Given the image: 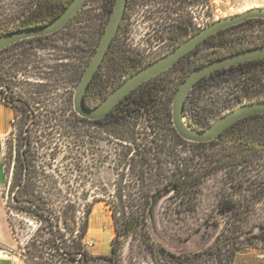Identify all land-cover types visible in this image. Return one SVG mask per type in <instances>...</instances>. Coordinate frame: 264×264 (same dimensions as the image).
Listing matches in <instances>:
<instances>
[{
    "label": "trees",
    "instance_id": "1",
    "mask_svg": "<svg viewBox=\"0 0 264 264\" xmlns=\"http://www.w3.org/2000/svg\"><path fill=\"white\" fill-rule=\"evenodd\" d=\"M37 1L26 18L11 29L8 27L15 20L0 19V35L2 32L48 24L73 0ZM4 2L0 0V4ZM250 21L264 22L263 19H249L241 24ZM234 27L211 36L200 47L213 39L223 38ZM58 33L32 40L52 38ZM21 43L0 52V101L14 111L13 139L7 141L4 157L8 176L7 206L14 203L17 209H21V223L35 225L23 248L25 264H124V249L129 239L137 242L138 248L150 255L153 264H234L242 248V237L246 233L243 227L248 223L247 210L251 203L250 200H234L229 189L219 202L220 212L228 214L229 220L215 242L199 253L190 255L170 251L153 237L152 225L156 207L163 197L170 195L181 207L195 211L203 184L211 174L223 171L229 177L232 159L243 161L246 147L250 155L262 149L264 151V114L237 122L211 142L192 143L182 139L172 126V113L168 106L159 99L162 86L158 80L195 54L190 52L172 69L138 86L101 120L90 121L80 117L70 106V109H48L51 117L30 123L26 118L22 119L21 127V111L30 112L32 103H35L31 92L21 94ZM249 48L251 46L243 42H232L228 50L218 52L214 60ZM202 65L195 66L187 76ZM230 70L243 75V96L250 102L264 100V58L218 70L200 80L191 92L203 82L221 77ZM71 71L70 76L78 79L79 67L73 65ZM103 81L101 79L89 85L84 96L87 107L96 106H92L96 98L103 100L107 97ZM44 87L40 86L39 93L44 92ZM187 101L184 116L189 126L193 127L187 116ZM59 111L67 112L69 116L62 118L58 116ZM141 116H145L148 122L144 128H138ZM91 124L101 129L107 139H115L122 147L119 152L116 148L115 152L119 178L114 184V194L95 201L104 202L112 214L115 236L111 253L106 255H94L85 244L93 203L85 205L71 198L69 182L56 178L62 173L58 169L52 170L51 163L65 148L86 146L90 137L87 127ZM169 132L171 137L168 139ZM179 145L187 147L183 152L185 155L175 153V147ZM233 145L234 150L231 149ZM191 150L194 155H188ZM259 190L264 194V188ZM259 237L264 241V226L260 227Z\"/></svg>",
    "mask_w": 264,
    "mask_h": 264
},
{
    "label": "rangeland",
    "instance_id": "2",
    "mask_svg": "<svg viewBox=\"0 0 264 264\" xmlns=\"http://www.w3.org/2000/svg\"><path fill=\"white\" fill-rule=\"evenodd\" d=\"M37 2V0H5L0 4L2 8L0 14L3 11L0 19L15 20V23L8 27L11 29L26 18ZM179 2L180 0H167L164 9L159 2L150 1L145 6L142 21H148V28L162 21L171 23L180 19L181 15H189L191 22H198L197 27L200 24L202 29L219 19L254 8H264V0H201L200 8L197 9L192 0V3L181 11L174 8L179 7ZM105 3L106 0H89L64 32L61 31L52 38L29 39L21 43V94L31 92L35 98L30 112L21 111V127L22 119L26 118L30 123L51 117L52 114L48 109H70V106L74 109L76 88L97 51L113 11L112 7L106 8ZM149 33L150 30L145 31L142 37L146 41L143 46L147 48H150L151 43L148 35L145 34ZM232 42H243L251 48L256 44L257 47L264 45V22L250 21L237 25L223 38L213 39L202 45L190 58L163 75L158 80L162 86L159 99L165 102L164 105L168 106L169 112L172 113L174 96L187 74L195 66L213 61L216 54L221 50L223 52L228 50ZM159 50L151 49L148 57L138 59V63L146 66L154 60L153 55ZM166 50L168 48L163 51ZM125 54L128 53L116 48L113 56L104 66V74L99 80H104L102 86L106 96L119 82L120 85L131 76L122 72L116 65L119 58L124 60ZM115 57H118L116 63ZM73 65L79 67L78 79L70 76ZM242 78L243 75L238 71L230 70L221 77L203 82L191 92L187 98V116L194 128L190 127L195 130L206 129L228 112L250 103L249 99L243 96ZM41 85L45 86L43 93H39ZM103 100L98 97L93 105ZM58 113L62 118L69 116L67 112ZM184 119L187 123V117L184 116ZM8 120L9 113L6 112L4 123L6 124ZM138 121V128H144L148 123L145 116H141ZM87 129L90 137L86 146L65 148L57 159L51 162L52 170L58 169L59 173H62L61 177H56L58 180L69 182L72 188V193L69 195L71 198L78 199L85 205L93 203L90 229L85 244L94 255H106L111 253L115 236L112 214L104 202L95 203V201L114 194V184L119 178L116 174L115 152L116 148L119 152L122 147L115 139L111 137V141L107 139L106 134L96 126L91 124ZM170 137L169 132L168 139ZM9 139H13L11 132L5 140V153ZM186 149V146L179 145L174 151L176 154H184ZM231 149L234 150V145ZM249 152L248 147L243 150L245 155L243 161L232 159L229 177L221 171L214 172L205 180L195 211L181 207L170 195L163 197L156 207L155 221L152 225V234L157 242L177 254L191 255L205 250L215 242L229 220V215H224L219 210L221 197L229 189L234 200L239 202L250 200L251 203L247 210L249 220L243 227L246 233L242 237V248L236 255L234 264H264V241L259 237L260 227L264 226V194L259 190L264 188V151L262 149L253 155ZM188 155H194L193 151L191 150ZM7 181L8 176L5 173L3 186L0 189V264H25L22 256L23 248L30 239L35 225L21 223L23 221L21 209H17L14 203L10 204V207L7 206ZM124 264H153V262L149 254L138 248L137 242L129 239L124 249Z\"/></svg>",
    "mask_w": 264,
    "mask_h": 264
},
{
    "label": "water",
    "instance_id": "3",
    "mask_svg": "<svg viewBox=\"0 0 264 264\" xmlns=\"http://www.w3.org/2000/svg\"><path fill=\"white\" fill-rule=\"evenodd\" d=\"M87 1L88 0H73L58 17L48 24L13 30L1 34L0 52L20 41L56 34L75 19L85 7ZM127 2L128 0H116L97 51L88 64L74 94V111L80 117L86 118L90 121H97L107 117L114 107L138 86L172 68L182 59V57L206 42L211 36L230 27L237 26L249 19L264 20V8H254L241 14L219 19L202 28L168 54L147 64L129 76L101 103L92 108L87 107L84 104V96L119 31L124 18ZM262 58H264V45L225 56L194 69L181 83L174 96L172 104V122L179 136L185 141L192 143L211 142L216 140L223 132L237 122L250 116L264 114V100H260L250 102L228 112L216 120L211 126L203 130L192 129L184 119V106L186 99L191 90L200 80L218 70Z\"/></svg>",
    "mask_w": 264,
    "mask_h": 264
},
{
    "label": "flooded vegetation",
    "instance_id": "4",
    "mask_svg": "<svg viewBox=\"0 0 264 264\" xmlns=\"http://www.w3.org/2000/svg\"><path fill=\"white\" fill-rule=\"evenodd\" d=\"M150 1L151 2L155 1L156 3L159 2V4H161V7L164 9H165L164 3L167 2V0H128L124 18L122 20L119 31L116 37L114 38L113 43L108 53L106 54L103 63L101 64L96 75L94 76L92 82L99 81L101 76H103L104 66L113 56V52L116 48L124 50L128 53L125 54L124 60L119 58V62L116 65L118 66V68H120L122 72L132 75L135 72H137L139 69L144 67L142 66L141 63H138V59H141L143 57H148L147 55H149L151 49H156V50L160 49L157 53L153 55V59H154L152 60L153 62L163 57L164 55L168 54L169 52L174 50L177 46H179L182 42H184L186 39H188L189 37H191L192 35H194L195 33L201 30L200 24H198L197 27L198 22L192 23L189 15L188 16L181 15L180 19L176 21H172L171 23L167 21L165 22L162 21L161 23H157L154 26L151 25L147 28V25L149 24L148 21L143 22L142 19L144 18L143 12L145 11V6L148 5ZM115 2L116 0H106L105 3L106 8L107 7H110V9L111 7L114 8ZM191 3L192 0H180L179 7H174V8L175 9L178 8L179 10L184 11L186 6L190 5ZM193 3L197 6V9L200 8L201 0H193ZM162 13H164V11H162ZM141 15L143 17H141ZM149 30L150 33L145 35H148V40H150L151 45L150 48H147L143 46L144 45L143 43L146 41L142 37H144L143 33H145V31L148 32ZM128 48H130V50H128ZM166 48H168V50L163 51ZM199 49H200V45L191 52H197ZM116 59H118V57H115L114 61ZM119 83L115 86V88L119 86ZM92 106L94 105L92 104Z\"/></svg>",
    "mask_w": 264,
    "mask_h": 264
},
{
    "label": "crops",
    "instance_id": "5",
    "mask_svg": "<svg viewBox=\"0 0 264 264\" xmlns=\"http://www.w3.org/2000/svg\"><path fill=\"white\" fill-rule=\"evenodd\" d=\"M6 112L9 113V120L5 124L4 113ZM13 118H14L13 109L0 101V189L3 186L4 174H5V165H4L5 140L7 138V135L10 132L12 133L13 131Z\"/></svg>",
    "mask_w": 264,
    "mask_h": 264
}]
</instances>
